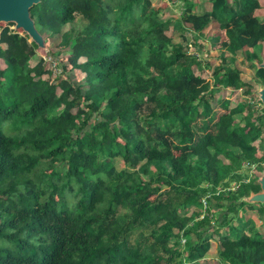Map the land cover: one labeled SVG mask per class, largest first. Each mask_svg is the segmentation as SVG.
I'll use <instances>...</instances> for the list:
<instances>
[{"label": "trees", "instance_id": "obj_1", "mask_svg": "<svg viewBox=\"0 0 264 264\" xmlns=\"http://www.w3.org/2000/svg\"><path fill=\"white\" fill-rule=\"evenodd\" d=\"M210 4L183 0L176 17L152 0H41L31 15L46 49L0 26V237L13 242L0 264H264V224L249 216L264 221V203L245 200L261 191L264 114L234 65L241 52L262 61L261 4ZM213 21L228 44L204 76L174 33L187 23L198 38Z\"/></svg>", "mask_w": 264, "mask_h": 264}, {"label": "rangeland", "instance_id": "obj_2", "mask_svg": "<svg viewBox=\"0 0 264 264\" xmlns=\"http://www.w3.org/2000/svg\"><path fill=\"white\" fill-rule=\"evenodd\" d=\"M194 1L196 2V7H195L194 11L199 12V13H203L205 10L210 9V6H211L210 0H194ZM152 2L154 5L161 6L164 9L169 8L168 11L163 13L164 16L173 15L176 17H180L182 14L183 0H152ZM261 2L264 5V0H261ZM256 13L258 16H263L264 15V7L260 10H257ZM7 24L8 23H2L1 25L6 26ZM188 26L189 25L187 23H185V28L183 30H177L174 33V37H175L176 41L181 40L182 34H185L186 36L189 37L190 42L192 44L191 52L194 54L199 53L198 57L200 58V60H202V63H203L202 68L205 69L204 71H200L201 69L200 70L196 69V71L198 73H201L204 76L210 75L213 70H210L208 68L207 62H210L213 66H216L221 61V57H222L221 54L223 53V51H226L225 48H226V45L228 44L227 43V41H228L227 36H226L224 31H221L219 24L216 21H213L210 26L205 28L202 35H200V37H198V38L196 37V34L193 30L187 28ZM171 32H172V28H171L169 33H171ZM217 35L220 36V40L216 46H213L212 42ZM51 52H54V54H57L56 51H54V50H51ZM256 54L262 60V58L264 57V45H262L261 49L259 48L256 50ZM67 56H68V53H65L64 55L60 56L61 61H64ZM46 59L51 63L52 68L54 69V72L60 73V71H61V65L59 62L60 59H59V61L55 60L53 56H46ZM55 62H56V66L54 67L53 63H55ZM234 65L243 71L245 79L250 81L254 85V89L259 90L261 87L264 86L263 84L261 85L259 83V81L256 82L255 76H254L256 73V68L249 66L250 63H249V60L246 59V54H243L242 52L239 53L237 56V62H235ZM77 73H78L79 77H82V75L84 74V71L77 69ZM243 90L244 89L232 91L230 89H222V91L220 92V95L223 97H230L233 101L232 104L234 105L238 99L243 98V94H242ZM263 107H264V105H263ZM153 108H154V105L152 103H147L143 106V110H142L141 114H148L149 112H151V110ZM259 110L260 111L262 110L261 107ZM220 112L221 113L223 112L224 115H227V112H224L222 110H220ZM141 114L135 115L132 118L139 123L138 124L139 129L143 128L142 123H141ZM222 114H220V115L222 116ZM155 131H156V129H155ZM158 133H160V132L158 131ZM118 167H120V168L123 167V163L120 162L118 164ZM257 171H258L257 168L253 166L252 167V173L253 174L251 175V178H254L257 175ZM253 205L257 206V205H259V203H257V204L253 203ZM223 208H216L218 210L214 212L215 217H217L220 214V212H222ZM257 208L258 207H255L254 210L249 209V213H250L249 216L253 220L254 227L255 228H261L262 225L264 224V221H263V219H261L262 217H260L259 213L257 212ZM225 209H226V206H225ZM242 223L245 224V221H243ZM224 230H225V228L222 229V231H224ZM9 246H13V242H10L8 239L0 237V247H9ZM217 246L218 245L215 244L214 248L217 249ZM206 259L208 260V262L210 264H217L219 262L218 257L214 253L208 254Z\"/></svg>", "mask_w": 264, "mask_h": 264}, {"label": "water", "instance_id": "obj_3", "mask_svg": "<svg viewBox=\"0 0 264 264\" xmlns=\"http://www.w3.org/2000/svg\"><path fill=\"white\" fill-rule=\"evenodd\" d=\"M41 0H0V26L2 23H15L16 29L27 32L40 48L46 49L44 36L36 27L31 15V8ZM259 68H264V61L258 63ZM259 97L264 105V87L259 89ZM261 191L253 192L245 200L250 203H264V172L258 180Z\"/></svg>", "mask_w": 264, "mask_h": 264}, {"label": "flooded vegetation", "instance_id": "obj_4", "mask_svg": "<svg viewBox=\"0 0 264 264\" xmlns=\"http://www.w3.org/2000/svg\"><path fill=\"white\" fill-rule=\"evenodd\" d=\"M259 1V3L261 4L260 5V7L259 8H257V10H260V9H262L263 7H264V5H263V3L261 2V0H258ZM256 10V11H257ZM256 15H257V13H256ZM258 16V15H257ZM261 20H262V24H263V26H264V15L263 16H258ZM262 45H264V40L263 41H260V43L256 46V48H255V51L257 50V49H261L262 48ZM264 61V57L262 58V61H256L255 63L257 64V67H256V73H255V80H256V82H258L259 81V79L261 80V76H259L258 75V69H260L259 67H258V63H262ZM264 87V86H263ZM258 94H259V90H258ZM260 98V97H259ZM262 103V102H261Z\"/></svg>", "mask_w": 264, "mask_h": 264}, {"label": "built area", "instance_id": "obj_5", "mask_svg": "<svg viewBox=\"0 0 264 264\" xmlns=\"http://www.w3.org/2000/svg\"><path fill=\"white\" fill-rule=\"evenodd\" d=\"M53 66H54V67L56 66V62L53 63ZM260 107H261V109H262L261 111H262L263 114H264V107H263V104H262V103H260V104L257 105V108L260 109ZM208 197H209V196H206V197L203 199V203H204L205 209H207V207H208Z\"/></svg>", "mask_w": 264, "mask_h": 264}]
</instances>
